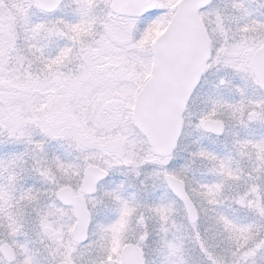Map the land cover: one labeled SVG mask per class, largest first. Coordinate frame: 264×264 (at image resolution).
Here are the masks:
<instances>
[{"label":"rangeland","instance_id":"obj_1","mask_svg":"<svg viewBox=\"0 0 264 264\" xmlns=\"http://www.w3.org/2000/svg\"><path fill=\"white\" fill-rule=\"evenodd\" d=\"M65 1L48 15L32 0H0V240L24 234L25 220H37L43 207L51 206L50 212L56 205V189L71 186L78 192L85 167L98 165L109 177L85 201L92 207L93 239L101 237L109 258L128 241L145 235L148 260L155 264H161L155 258L161 257L158 253L167 258L164 264H234L237 256L241 260L243 256V264L261 261L258 254L246 261L253 250L250 243L264 241V93L257 88L248 52L264 42V0H215L202 11L212 47L223 48L224 55L218 60L214 54L204 76L207 88H198L189 101L178 149L163 161L150 154L131 127L129 113L121 111L120 103L128 108L125 99L74 97L70 87L46 102L39 97L43 87L51 89L57 72L68 82L78 71L57 59L51 27L82 37L98 30L102 52L117 64L107 75H139L140 69L146 75L149 65L140 64L146 54L150 57V42L178 1L161 0L165 7L139 20L143 30L135 26L134 32L122 34L118 29L129 24L108 14L95 19L96 4L90 0ZM237 1L230 9L229 4ZM242 7L250 13L248 19L230 17ZM60 17V25L52 22ZM134 41L148 45L144 53ZM98 47L93 46L92 53ZM129 47L133 48L126 50ZM113 48L121 50L119 55L126 50L127 61L112 57ZM235 60L234 71L225 62ZM100 74L93 66L88 78L99 79ZM206 119L225 122L221 137L201 131L200 122ZM112 138H119L121 147L108 158L102 148ZM244 139L247 144L242 148ZM252 140L258 141L262 152L251 153L256 146ZM253 156L263 172L247 171L246 158L251 164ZM164 174L184 182L199 216L195 225L187 222L183 206L164 183ZM18 220L24 225L5 235L10 221ZM59 228L65 240L69 229ZM96 229L101 234H95Z\"/></svg>","mask_w":264,"mask_h":264},{"label":"flooded vegetation","instance_id":"obj_2","mask_svg":"<svg viewBox=\"0 0 264 264\" xmlns=\"http://www.w3.org/2000/svg\"><path fill=\"white\" fill-rule=\"evenodd\" d=\"M64 1L65 0L62 1V3L60 4L59 7L62 6ZM71 1L72 0H68V2H71ZM90 1H91V3L96 4L95 5L96 12L94 15L95 19L96 18L101 19L102 18L101 16L108 14L111 18L113 17V19L124 20L125 22H127L129 24L128 28H119L118 29L119 34H122L124 31H127L128 33H132V32H134L135 26H136V29L143 30V28L140 27V26L143 27V25L139 24V20L143 19L146 16H149V14L152 13L153 11L159 10L160 8H163V6L165 7V5L163 4L164 2L162 3L161 0H157V2H158L157 7L152 12H149V13L145 12V14L141 17H133V16H129V15H117V14L111 12L110 8H109L110 7L109 4L112 2V0H90ZM65 2H67V0ZM243 3H244V5L245 4L248 5V3H246V2H243ZM252 3H255V1H252ZM235 4L238 5V1L229 4L230 9H231V5H235ZM211 6L212 5L207 6L205 8L208 9ZM205 8L203 9V11L206 10ZM242 9L243 10H236V11H234L232 9L234 11V13L231 12L230 17H232L233 15H237L238 18L245 17L248 19V16L246 14H250V13L248 11H246L244 7H242ZM215 15L219 16V14L217 12L215 13ZM61 20H62V17H60L58 20H55L52 22H54V24H56V25H60L62 23ZM136 20H137V23L133 24V21H136ZM149 21H150V18H149ZM55 22H57V23H55ZM52 29H53V32L51 33V38L55 39V45L53 46V48H55L57 59L63 61V64H66L67 67H70V68L71 67H73V68L77 67L78 71H75L71 74L72 75L71 80H69L68 82H66L65 79H63V78L60 79L58 77L59 72H57L56 76L54 77L53 86L51 87V89H46V88L44 89V87H43L44 91L40 95L44 99L45 98L49 99V98H52L54 95H58L59 93L66 91V90H62V89L70 87L69 92H71L74 97L80 96L81 98H98V99H101L104 97L105 98L106 97L107 98L108 97H112V98L117 97V98L125 99L126 103L128 101V105H127L128 108L124 107L126 105L124 103H120L119 107H120L121 111L124 112V115L125 114L128 115V113H130V115H131L134 99L137 96V94H138L139 90L141 89V87L143 86V84L150 77V75L149 74L145 75L144 69H140V71L142 72V73H140L141 75L140 74L136 75L135 72H132V71H131L132 73H127L126 75L125 74L118 75V76L107 75L106 73L111 72V71H115L117 69V64L114 65L113 62L108 59L106 54L104 52H102L101 40H98V38H97L99 36V32L96 29L93 31V33L89 32V31L86 32L85 35H83V37L81 35H77V34H69L65 31L64 28H59V26H57V27L53 26V28L51 27V30ZM51 30H49V31L51 32ZM96 33H98V34L96 35ZM105 34H107V32H105ZM137 36H138V33H137ZM134 44H136L135 41H134ZM211 44H212V41H211ZM66 45H69V47H66ZM93 46H99L94 51V53H92L93 52ZM132 46H133V44H132ZM134 46L137 48H140L141 50H139V51L144 53V48H146L148 45L146 47L141 46V45H137V44ZM131 48H133V47H129L126 50L131 49ZM126 50L123 53V55H119L121 50L117 51L115 48H113V52L110 55L112 57L115 56V58H122V59L126 60V57H125ZM211 51H212V53H211V57H210L209 61L210 62L212 61V63H213L212 58L214 57L215 53H217V55H218V60H219V55L223 54V48H221V47L217 50H215L212 47ZM68 53H69L68 57H66L65 59L62 58V55H65ZM146 53L147 52H145V54ZM59 54H61V56H59ZM70 56H71V59H70ZM59 57H61V59ZM146 58L147 59H145V56H144L143 63L140 64L143 68L147 64L148 65L150 64V60H149L150 58H149L148 54H146ZM232 58L234 59L235 57L232 56ZM237 63H238V61L235 60V63H233V64L230 63V67L233 69H237L238 68ZM216 65H217V63L214 66H216ZM93 66L96 67L101 73L100 74L101 76L99 79H89L88 78V77H90L89 74L91 73V69ZM207 71H208V67H207ZM199 82L200 83L198 84L197 89L200 87L207 88L206 86H207L208 82L204 81V77ZM41 83L44 84L45 80H42ZM79 86H81L80 89H83L82 91H79L80 90L78 88ZM7 88H9V87H7ZM57 88H58V90H57ZM48 95H50V96H48ZM116 140L118 141V152L116 154H114V156H116L119 153V150H120L119 147H121L119 138L118 139L116 138ZM257 142L258 141H255V140L251 141V144L254 143L253 145H256V146L251 147V149H252L251 153L262 152L261 150L257 149V145H259ZM245 144H247V142L244 139L242 141V145H241V146H243L242 148H245ZM242 151L248 152L247 150L246 151L242 150ZM111 156H113V155H108V158H110ZM254 157H256V156L252 157V163L251 164H248L247 160L249 158L248 157L246 158L245 165H247V168H246L247 171L248 170H252V171L255 170V171L259 172L262 170V168L264 170V167H262V168L259 167L257 157L255 158V161H254V159H253ZM157 161H159V160H157ZM99 167H100V169H102L101 166H99ZM162 168H164V166H162ZM102 170H104L107 173V175H109V172L107 170H105V169H102ZM243 170H244V167H243ZM261 172H263V171H261ZM98 185H97V187H98ZM80 186H81V184H80ZM97 187H96L95 193L97 192ZM58 189H56L55 192ZM71 191L74 192L73 193L74 195H79L80 194V187H79L78 192H76L73 187H71ZM93 195H95V194H93ZM53 197H54V200L56 201L55 202L56 205L51 209L50 212H49L48 208H50L51 206L48 208L45 207V209L43 207L42 211H44V212L41 213V215H42L41 218H39L37 220H25L26 223H25V226L23 228L24 234L17 236L15 240H10L8 238L5 240H0V247L2 244H7V246H9L13 251V255L8 256V259H3V257L1 256V253H0V264H60V263L108 264L109 261H112L113 264H120L119 260L121 259L120 255H121L122 248H121L120 252H118L117 250L114 251V252H116L114 254L115 255L114 258H109L107 253H106L107 251H106L105 247L103 246L101 237L93 239L94 235L92 233V223H93L92 220H94V219L92 217V212H91L92 207L89 206L85 201L86 195H84V194L80 195L82 201L84 202L85 208H86V210L90 216V226L88 227V231H86L87 232V240L84 241V243L85 242H91V244L89 243L86 246L84 245V243L77 244V243L73 242V240H72L71 232H72L73 225L75 223L74 222L75 220H74V218L72 216V212H71L72 208L70 209V207H63L59 202H57V200L55 199V193H54ZM42 205L46 206L45 204H42ZM52 211H53V213H51ZM67 212L70 215H68ZM61 215H62V218H59ZM66 215H68V216L66 217ZM10 225L11 226H7L4 228L6 230L5 235L7 233L11 234V232H12V234H15L14 229L18 228L19 226L22 227L24 225V223L21 220H18L15 222L10 221ZM13 226H17V227H13ZM61 226L69 229L68 233H70V234L67 236H64L65 240H63V238H62L63 233H62L61 229L59 228ZM28 227H29V229H26ZM93 231H95L94 232L95 234H101V230H99V229H96ZM146 238H147V236L142 235V236H139L134 241L133 240L128 241L126 244H133V245L141 248L142 253H143V257H144L143 260H145V264H155V260H153L152 262H151V260H148L149 256H147V251L145 249V243H147ZM126 244H124V245H126ZM250 244H254L251 247V249H253V250H252V252L247 253L248 255L246 256V258H247L246 261L248 259H251L250 257H252V254H256V255L258 254L261 261H258V263H256V264H264V251H262V249H264V241L260 242V240H257V242H252ZM7 249H8L7 251H9V248H7ZM158 254L161 257H155V258H157V259L160 258L161 264L166 263L167 258L163 255L164 253H158ZM112 255H113V253H112ZM12 257H13V259L11 261ZM243 262H244L243 256H242V260H241L240 256H237L234 264H243Z\"/></svg>","mask_w":264,"mask_h":264},{"label":"water","instance_id":"obj_3","mask_svg":"<svg viewBox=\"0 0 264 264\" xmlns=\"http://www.w3.org/2000/svg\"><path fill=\"white\" fill-rule=\"evenodd\" d=\"M62 0H33L36 6L45 12L54 11ZM125 1L112 0L111 10L125 13L122 7L128 8L127 13L141 15L155 5L154 0ZM212 0H182L176 7L169 25L153 45L152 76L146 81L138 93L132 114L133 127L145 138L151 152L158 157H169L176 148L182 129V116L192 91L197 86L200 77L205 73L207 60L210 55L209 41L201 21L198 10L204 8ZM252 68L258 80L259 88L264 90V45L253 54ZM202 129L209 133L221 134L223 123L205 121ZM118 144L110 141L105 145L109 152H116ZM106 173L97 167H88L84 172L81 187L82 193L92 194L95 185ZM170 190L185 206L186 214L191 223H195L198 216L185 194L183 182L173 176H166ZM56 198L64 205L74 208L76 224L73 229V240L83 242L86 239L89 215L83 201L73 195L69 187H63L56 193ZM6 245L1 247V256L8 257ZM10 253L13 255L11 249ZM12 259V258H11ZM143 254L139 248L127 245L122 252L121 264H144ZM12 261V260H11ZM109 264H112L110 262Z\"/></svg>","mask_w":264,"mask_h":264}]
</instances>
